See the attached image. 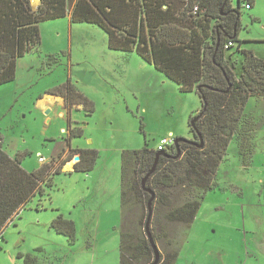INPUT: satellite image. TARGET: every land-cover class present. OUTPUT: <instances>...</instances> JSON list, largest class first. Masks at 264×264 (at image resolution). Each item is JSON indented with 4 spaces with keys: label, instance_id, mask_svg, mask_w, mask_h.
<instances>
[{
    "label": "rangeland",
    "instance_id": "obj_1",
    "mask_svg": "<svg viewBox=\"0 0 264 264\" xmlns=\"http://www.w3.org/2000/svg\"><path fill=\"white\" fill-rule=\"evenodd\" d=\"M31 3L37 11L40 0ZM252 3L241 10L239 38L264 60V0ZM40 32V45L18 60L16 80L0 86L4 147L22 157L28 172L57 169L69 146L100 157L90 173L68 170L75 156L52 175L53 187L44 186L45 195H36L5 229L0 264H25L21 255L34 257V264H120L123 153L142 150L146 142L157 149L164 137L196 140L190 121L201 112V99L180 92L136 53L111 50L96 25L66 17L42 22ZM233 52L230 63L240 74L242 58ZM51 56L60 61L50 65ZM64 86L88 105L78 98L66 108L63 97L52 95ZM245 116L256 121L251 167H244L238 136L221 166V189L208 193L188 233L152 221L161 253L172 251L171 243L181 247L178 264H264V97L250 98ZM70 124L83 135L69 143ZM60 214L75 222L74 245L51 228Z\"/></svg>",
    "mask_w": 264,
    "mask_h": 264
},
{
    "label": "trees",
    "instance_id": "obj_2",
    "mask_svg": "<svg viewBox=\"0 0 264 264\" xmlns=\"http://www.w3.org/2000/svg\"><path fill=\"white\" fill-rule=\"evenodd\" d=\"M245 2L253 4V0H41L34 11L31 0H0V86L16 80L18 60L40 45V24L69 17L72 23L98 26L108 35L111 50L136 53L176 83L180 92H196L201 99L202 110L190 121L197 143L182 142L179 156L175 146L158 151L147 142L142 150L123 153L120 264H151L155 259L146 234L152 196L142 181L158 153L162 155L156 171L146 183L156 193L152 221L158 227L162 222L181 226L186 233L208 193L220 189V168L238 136L244 165L249 163L256 121L245 116V109L250 98L264 97V60L243 48L245 42L239 38ZM230 52L241 55L240 74L237 63H230ZM59 61L57 56L49 60L50 65ZM52 95L63 97L66 108L77 104L78 98L88 105L70 86ZM69 131V143L83 135L71 124ZM69 152L55 170L51 165L28 172L20 155L13 158L8 154L0 134V234L36 195H45L44 186L53 187L52 175L60 174L73 157L80 158L74 166L80 173L93 171L100 157L91 149L69 146ZM51 228L75 244L74 221L60 214ZM171 246L172 251L161 253L159 264L177 263L181 247ZM20 257L25 264L36 262L31 255Z\"/></svg>",
    "mask_w": 264,
    "mask_h": 264
},
{
    "label": "water",
    "instance_id": "obj_3",
    "mask_svg": "<svg viewBox=\"0 0 264 264\" xmlns=\"http://www.w3.org/2000/svg\"><path fill=\"white\" fill-rule=\"evenodd\" d=\"M47 113H50V111H47ZM197 119H194L191 124L192 126H194V123L196 122ZM185 141H190L188 139H185V138H177L175 140V147H176V150L178 151V156L180 155V144L182 142H185ZM193 143H197L196 140H193ZM199 147H203V143H200L199 144ZM162 155V153H158L157 154V159L155 161V164L154 166L152 167V169L149 171V173L145 176V178L143 179L142 181V186L143 188L148 191L150 194H151V199L149 201V206H148V209H149V215H148V218H147V222H146V234H147V238L149 239L150 241V244L154 250V255H155V259L154 261L151 263V264H159L160 261H161V252H160V249L157 245V243L155 242L152 234H151V231H150V225H151V221H152V217H153V208H152V204H153V201L155 200L156 198V193L150 189H148L146 187V183H147V180L150 178V176L152 174H154V172L156 171V168H157V163H158V158ZM75 161L76 163L80 161V158L77 156L75 158Z\"/></svg>",
    "mask_w": 264,
    "mask_h": 264
},
{
    "label": "built area",
    "instance_id": "obj_4",
    "mask_svg": "<svg viewBox=\"0 0 264 264\" xmlns=\"http://www.w3.org/2000/svg\"><path fill=\"white\" fill-rule=\"evenodd\" d=\"M243 7L247 10L252 8V5L249 2H245ZM195 11H197V8L195 9ZM230 46H232V43H229ZM175 140L176 139H169L167 137H164L163 139H161L159 146H158V151H163V150H167L170 149L171 147L175 146ZM40 161L42 163L45 162L44 158H40ZM4 232L0 234V244H2L4 236H3Z\"/></svg>",
    "mask_w": 264,
    "mask_h": 264
},
{
    "label": "crops",
    "instance_id": "obj_5",
    "mask_svg": "<svg viewBox=\"0 0 264 264\" xmlns=\"http://www.w3.org/2000/svg\"><path fill=\"white\" fill-rule=\"evenodd\" d=\"M40 3H41V0H40ZM40 3H39L38 5H40ZM31 4H32V3H31ZM63 101H64V98H63ZM47 111H48V110H47ZM241 154H242V153H241ZM250 155H251V154H249V156H248V157H249V163H248V165H247V166L244 165V167H245L246 169H248V168L251 167V163H252V161H253V160L250 158ZM71 169H74V166H73V167H69L68 170H71ZM65 171H67V170H65ZM220 171H221V168H220ZM220 171H219V173H220ZM218 176H219V174H218ZM219 185H220V184H219ZM220 189H221V187H220ZM205 199H206V198H205ZM196 219H197V218H196ZM195 221H196V220H195ZM194 223H195V222H194ZM256 223H257V224H260L259 221H257ZM261 223H262V221H261ZM193 225H194V224H193ZM179 258H180V257H179ZM178 262H179V259H178V261H177L176 264H178Z\"/></svg>",
    "mask_w": 264,
    "mask_h": 264
}]
</instances>
